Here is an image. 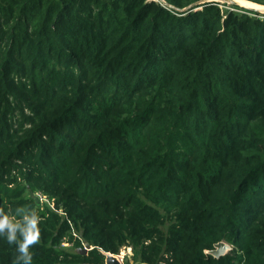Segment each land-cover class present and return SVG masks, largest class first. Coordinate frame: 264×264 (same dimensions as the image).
<instances>
[{"label": "trees", "instance_id": "16d2710c", "mask_svg": "<svg viewBox=\"0 0 264 264\" xmlns=\"http://www.w3.org/2000/svg\"><path fill=\"white\" fill-rule=\"evenodd\" d=\"M225 4L0 0V264H264V17Z\"/></svg>", "mask_w": 264, "mask_h": 264}, {"label": "water", "instance_id": "95a60500", "mask_svg": "<svg viewBox=\"0 0 264 264\" xmlns=\"http://www.w3.org/2000/svg\"><path fill=\"white\" fill-rule=\"evenodd\" d=\"M220 1L227 2V3H237L235 0H220ZM191 6H189V7H191ZM189 7H185L183 10H185ZM246 8L254 9L257 11L260 10L258 8H252V7H246ZM91 248H92L91 245H89L88 243H85L82 248L78 249V251L80 253H86L87 250H89ZM229 248H230V246L226 242L219 241V242L215 243L214 248L209 250L208 252L215 257H219L220 255L225 254ZM104 255H105L104 264H122L121 260H119V258H120L119 254H114L111 252H104Z\"/></svg>", "mask_w": 264, "mask_h": 264}, {"label": "clouds", "instance_id": "9594fccd", "mask_svg": "<svg viewBox=\"0 0 264 264\" xmlns=\"http://www.w3.org/2000/svg\"><path fill=\"white\" fill-rule=\"evenodd\" d=\"M38 216L35 214V209L33 210V215L31 216V218H27L28 219V227L27 229L24 231L23 235H24V239L20 244V248L22 251L27 252L28 250V246L35 243L37 241L38 235H39V228L37 227V220H38ZM9 227L11 228L12 226L9 224V220L8 217L5 216L2 219H0V229H3L4 227ZM9 240L13 239V236L10 234L8 237Z\"/></svg>", "mask_w": 264, "mask_h": 264}, {"label": "rangeland", "instance_id": "374dc122", "mask_svg": "<svg viewBox=\"0 0 264 264\" xmlns=\"http://www.w3.org/2000/svg\"><path fill=\"white\" fill-rule=\"evenodd\" d=\"M220 2H223V1H220ZM252 3H254V2H252ZM230 4H232V3H227L226 2V4L225 5H222L221 7L222 8H228L229 9L231 7ZM237 4L240 5V6H242V7H248V6L242 5L241 3H238V2H237ZM255 4H257V3H255ZM257 5H259V7H252V8H258V9H260V10H258L259 13H260V16H264V5H261V4H257ZM131 254L132 253H131L130 247H126V248L123 247L121 249L120 253H119V257H120L119 260H121V263L122 264H127V263L128 264H143V263H140V262L134 260V258H133V256Z\"/></svg>", "mask_w": 264, "mask_h": 264}, {"label": "bare ground", "instance_id": "6f19581e", "mask_svg": "<svg viewBox=\"0 0 264 264\" xmlns=\"http://www.w3.org/2000/svg\"><path fill=\"white\" fill-rule=\"evenodd\" d=\"M235 1H237L238 3H241L242 5L248 6V7H259V5L252 3L248 0H235Z\"/></svg>", "mask_w": 264, "mask_h": 264}, {"label": "built area", "instance_id": "2783aa9c", "mask_svg": "<svg viewBox=\"0 0 264 264\" xmlns=\"http://www.w3.org/2000/svg\"><path fill=\"white\" fill-rule=\"evenodd\" d=\"M260 17H264V16H260ZM37 195H38L40 201H47L45 196L41 195L40 193H37Z\"/></svg>", "mask_w": 264, "mask_h": 264}]
</instances>
